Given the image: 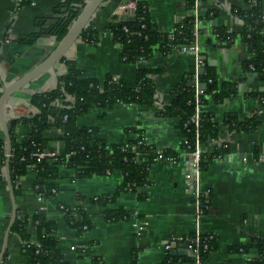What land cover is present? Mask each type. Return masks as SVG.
Segmentation results:
<instances>
[{"label":"crops","instance_id":"1","mask_svg":"<svg viewBox=\"0 0 264 264\" xmlns=\"http://www.w3.org/2000/svg\"><path fill=\"white\" fill-rule=\"evenodd\" d=\"M129 1L146 4L151 22L163 33L171 31L178 19L190 12L189 0H106L87 27L102 33L101 39L92 43L80 38L66 58L75 61L87 77L104 79L111 75L130 86L136 85L138 67L152 69L157 102L153 106L118 104L110 109L94 108L77 122L80 127L96 129V138L109 144L147 138L155 147L178 154V163H153L148 176L150 183L140 190L142 198L138 192L121 189L123 176L119 171L106 176L77 177L73 169L60 165L54 167V173L47 181V184L55 185V194L40 199L36 187L42 182V175L37 166H31L15 186L18 218H28L27 232L33 241L36 238V228L30 223L33 216L40 215L54 222L58 248L69 264H91L95 258L102 259L104 264H131L134 257L136 264H163L167 255L165 243L198 229L217 238V249L210 255L208 264H251L249 255L235 250L255 238L264 239V113L257 117V126L253 130L232 129L229 119L245 121L251 118L259 108L254 92L264 91V82L256 83V73L248 68L251 55L241 37L245 25L236 15L238 11L250 10L256 0H208L203 3L202 16L214 13V18H207L201 24L203 58L219 82L238 87L251 80L253 87L246 86L247 90L242 88L241 92L237 90L236 95L220 103L209 98L204 105V111L212 115L219 128L218 138L209 140L204 145L205 151L219 150V144L223 143L228 145V152L222 159L207 162L201 172V191L210 195V210L199 221L194 198L187 190L189 169L188 157L182 148L184 135L178 127V119L162 114L163 107L174 100V88L183 82H192L196 61L192 55L156 51L144 65L125 62L121 58L120 45L105 31L111 23L125 19L117 7ZM29 2L20 7L19 0H0V95L3 87L31 71L58 44L56 37L42 31L41 21L59 19L65 13L62 12L65 9L59 7L66 0ZM258 2L264 9V0ZM221 30L233 32L235 40L223 39ZM34 32H42L39 39L44 43L37 41L25 45L17 42L22 35ZM66 71V65L60 62L29 88L35 90V94L50 91L56 88L59 76ZM9 112L12 115L9 123L37 113L29 96H19ZM30 132L28 123L18 124L20 139ZM4 138L0 130V139ZM42 150L61 155L64 152L61 133L56 130L46 132ZM51 163L46 159L48 166ZM2 172L0 252L12 215L5 167ZM99 197L110 201L107 204L94 201ZM61 206L83 209L92 228L78 234L67 223ZM117 209L130 211L131 218L109 222L108 211ZM134 215L148 225L137 230ZM24 243L18 234L10 233L5 253L7 264H28ZM79 245H87L89 250L80 253L73 249ZM173 251L174 255L190 258L191 253L185 247L175 246ZM251 253L256 254L255 250ZM180 264L193 263L187 260Z\"/></svg>","mask_w":264,"mask_h":264},{"label":"trees","instance_id":"2","mask_svg":"<svg viewBox=\"0 0 264 264\" xmlns=\"http://www.w3.org/2000/svg\"><path fill=\"white\" fill-rule=\"evenodd\" d=\"M204 3L208 0H202ZM86 0H66L59 8H63L66 12L59 18L55 25L49 28H42L46 33L53 35L61 41L66 35L69 26L78 16L84 7ZM20 7L29 4V0H20ZM145 7V8H144ZM190 10L192 8V0H189ZM236 15L244 22L242 31V41L247 45L250 51V60L248 68L256 73L258 82H264V9L260 6L258 0L250 10L238 11ZM214 18V13L210 12L207 16H201L202 23L206 19ZM145 25V28L142 26ZM128 28L126 32L124 28ZM181 34H178L175 45L183 46L188 42L185 39L191 38V22L190 18H186L178 24ZM105 32L112 33V39L121 47V58L128 63H137L140 57H144L147 61L154 52L160 51L163 54L172 52L169 47L170 41L168 35L172 32H161L154 23L151 22L148 14V7L141 3L136 11L134 21H119L111 23ZM140 33V35H139ZM222 38L228 41L235 40V34L226 30L220 31ZM42 32H34L22 35L17 42L25 45L35 44ZM102 37V33L96 29H86L81 38L87 42L97 43ZM67 68L65 74L59 76L56 88L42 93L34 94L31 97V105L37 113L29 118H20L9 123V130L12 139V154L10 158L11 176L13 186L15 188L18 179H20L31 166H37L42 175V182L37 183L36 191L42 195L44 199L55 194V185L47 184L48 178L54 173V167L60 165L73 169L77 177H89L94 175H107V172L113 173L119 171L123 176V184L121 189L125 192H138L142 198L143 194L140 190L149 185L148 178L151 166L155 163V150L157 147L145 144L143 141L147 138H140L133 142L122 144H109L105 140L96 138L97 130L92 127H80L78 119L82 115L87 114L94 108L110 109L118 104L125 105H147L153 106L157 102V91L152 81L154 70L147 67H138L137 82L135 86H130L120 80L112 82L113 77L107 75L104 79H96L85 76L80 70L77 63L66 57L62 61ZM207 62V61H206ZM212 79V83H208ZM195 74L192 76V82H183L178 84L173 90L174 100L168 106H164L162 114L178 119V127L182 131L185 138L190 144L196 141V129L191 123V118L195 113V90L193 83ZM199 81L204 86L203 94L200 97L201 104V128L200 143L203 146L201 155V170L206 163L218 159L221 152L217 149L207 152L204 145L209 140H215L219 136V128L217 123L212 120V115L204 111V105L208 99H212L218 103L228 97L237 94V86L223 84L219 82L211 67L207 66L199 75ZM215 91V93H214ZM254 95L258 101L264 99V91H255ZM67 116L66 121L64 120ZM258 114H254L245 121L229 119V125L235 130H253L257 126ZM28 123L31 126V132L28 136L20 139L17 134L18 124ZM50 130H56L61 133L64 143V152L51 163L46 164V160L36 163L31 154L36 151L33 143L40 145L44 141V134ZM143 142L142 144H140ZM187 144L183 142V150ZM136 147V149H133ZM127 148L126 151H123ZM6 140L0 139V180L4 179L2 168L6 164ZM71 152L75 154L71 157L67 155ZM166 155L179 156L172 153L168 149H164ZM228 152V148L222 154ZM139 154V155H137ZM107 204L110 199L99 197L94 200ZM67 223L78 234L88 232L92 228L91 221L88 219L86 212L81 208H71L61 206ZM210 208L207 210L208 213ZM18 214V212H17ZM130 211L117 209L108 211L106 218L109 222L127 221L130 219ZM28 218L23 220L16 217V221L12 226L11 233L18 234L24 241L23 249L28 258V264H69L64 259L58 241L54 235L56 225L54 222L48 221L45 217L35 215L30 223L36 228L35 240H30L27 232ZM87 227L84 229V227ZM185 237L193 240L197 239L195 233L186 235ZM199 245L194 243V249L197 252H190V258L174 255V245L184 247L182 242L172 243L171 249L167 251L163 264H180L189 260L193 264L199 261L200 264H208L210 255L217 249V238L214 234L204 233L199 236ZM40 244L38 247L37 244ZM84 249L78 252L86 253L89 246L83 245ZM255 250L256 254L252 255L251 251ZM236 252L249 255L251 264H264V239H253L248 245L238 247ZM1 264H7V254H5ZM91 264H104L102 259L95 258ZM131 264H136L135 257Z\"/></svg>","mask_w":264,"mask_h":264},{"label":"built area","instance_id":"3","mask_svg":"<svg viewBox=\"0 0 264 264\" xmlns=\"http://www.w3.org/2000/svg\"><path fill=\"white\" fill-rule=\"evenodd\" d=\"M20 2V0H19ZM203 1L202 0H192V8L190 10V12L186 15H184L183 17H181L180 19H178L175 27L172 29V32L168 35V39L170 41V45L169 47L172 49V52L170 53H177V54H188V55H192L195 58L196 61V70H195V81L193 83V87L195 90V99H194V103H195V113L191 118V123L194 124L195 129H196V141L195 143L192 145L188 142L187 138L184 137L183 142H185L187 144L186 148L184 149V153L185 155H187L188 157V169H189V173H188V178H187V190L188 192H190L194 198V205L196 208V219L197 221H199L203 216H205L207 210L210 208V195L208 193H203L201 191V155L203 152V146L202 143H200V128H201V124H200V120H201V102H200V97L203 94L204 91V86L200 83L199 81V75L201 72H203V70L208 66V63L206 62V60L203 58L202 54H201V49H200V37H201V24H202V20H201V11H202V7H203ZM140 5V2L137 1H129L123 4L118 5L117 10L121 12V14H123V16L126 18L128 17H134L136 18V11L138 9ZM145 8V7H144ZM211 15H213V12H210ZM186 18H190V22H191V38L189 39H185L188 43L186 45L183 46H177L175 45V40L178 34H181V30L179 29V27H176L178 24H180L181 22H183ZM262 19H264V16L262 17ZM146 26L143 25L142 28H145ZM124 30L126 32H129L128 28H124ZM105 34L109 35L110 37H112V33L111 32H105ZM140 35V33H139ZM147 62V60L144 57H140L139 60L137 61L136 64L138 65H144ZM112 82H119L120 79L112 76ZM208 83H212V79H209ZM215 93V91H214ZM125 105V104H124ZM264 113V99L259 100V108L257 110V114L258 116L263 115ZM67 116H65L64 120L66 121ZM145 141H143L145 144H149L148 139H144ZM143 142H141L140 144H142ZM33 146L36 147V151L33 152L31 154V157L34 158L36 160V163H41L42 161L48 159L51 161H54L58 158V154L55 152H44L42 150V147H40L39 144L37 143H33ZM228 148V145L220 143L219 144V152H221V154L219 155L218 159H222L223 156H225V154H222L224 152V150ZM133 149H136V147H134ZM127 148H124L123 151H126ZM75 154V152H71L67 155V157H71ZM155 154H156V158H155V162L158 161H163L167 164L170 165H175L178 163L180 157L179 156H172V155H166L164 152V149H159L157 148L155 150ZM139 155V154H137ZM261 159V158H260ZM112 173H110V171L107 172V175H110ZM2 175L4 176V173L2 172ZM40 199H44L42 195H39ZM96 200V198L94 199ZM132 214H130V218H131ZM134 220V227L137 228V230H141L142 228H144V226H147L148 223L147 222H141L140 219L137 216H133L132 217ZM87 227L85 226L84 229H86ZM197 235V239L193 240L191 238L185 237V236H178V237H174L172 239H170L169 241H167L164 245L165 251H169L171 249V245L172 243H176V242H183L185 244V249H187L189 252H197V249H194V243H196L197 245H199V236L201 234H204V232H202V230L198 229L196 230V232H194ZM38 247L40 246V244H37ZM85 247L83 245H79L78 247H74V250H79V249H84ZM195 264H200L199 261H196Z\"/></svg>","mask_w":264,"mask_h":264},{"label":"water","instance_id":"4","mask_svg":"<svg viewBox=\"0 0 264 264\" xmlns=\"http://www.w3.org/2000/svg\"><path fill=\"white\" fill-rule=\"evenodd\" d=\"M106 0H86L84 7L81 9L78 16L73 20L71 25L68 28L66 35L63 37L61 41L58 42L53 51L36 67H34L31 71L26 73L20 79L16 80L13 84L8 87H3L2 93L0 95V130L4 134L7 149H6V164H5V177L8 184L10 198L12 202V215L6 229L4 235L3 246L0 252V264L5 256L8 244V238L11 233L12 226L14 225L17 217V203H16V195L13 186V179L11 176L10 169V158L12 154V139L9 130V121L12 118L9 110L13 108L19 100V96H29L32 97L35 94V90L29 88V86L39 77L49 72L50 70H54L64 57L70 52V50L76 45V43L81 38L83 32L86 30L90 21L97 13V11L102 7ZM63 13L66 10L62 11ZM57 18V17H56ZM59 19L56 20H42L41 23L45 28H49L51 25H55ZM127 21H134V17L126 18ZM38 42L40 44L44 43L43 39H39ZM256 76H258L256 74ZM251 80L249 82H245L244 85L239 84L238 90L241 92L242 88L247 90L253 87L251 84ZM258 82V79L255 81ZM243 85V86H242ZM175 247V245H174Z\"/></svg>","mask_w":264,"mask_h":264}]
</instances>
